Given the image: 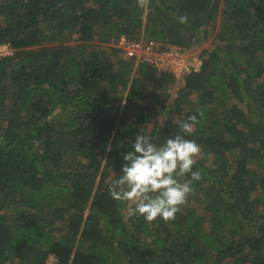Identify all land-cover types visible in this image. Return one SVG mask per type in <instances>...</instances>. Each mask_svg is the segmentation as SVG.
<instances>
[{"label": "trees", "instance_id": "obj_1", "mask_svg": "<svg viewBox=\"0 0 264 264\" xmlns=\"http://www.w3.org/2000/svg\"><path fill=\"white\" fill-rule=\"evenodd\" d=\"M216 28L181 83L115 45ZM3 44L0 264H264V0H0ZM190 115L201 179L175 219L129 216L109 194L122 154Z\"/></svg>", "mask_w": 264, "mask_h": 264}, {"label": "clouds", "instance_id": "obj_2", "mask_svg": "<svg viewBox=\"0 0 264 264\" xmlns=\"http://www.w3.org/2000/svg\"><path fill=\"white\" fill-rule=\"evenodd\" d=\"M177 19L181 24L188 23L186 15ZM197 122L195 115L188 116L179 123L184 135L171 136L161 144L140 132L131 140V150L122 154L120 174L109 187L114 199L134 205L127 208L129 216L140 215L148 222L157 217L165 221L175 219L194 190L192 181L201 179V172L193 169L201 146L186 138ZM185 176L190 178L183 182L178 179Z\"/></svg>", "mask_w": 264, "mask_h": 264}, {"label": "built area", "instance_id": "obj_3", "mask_svg": "<svg viewBox=\"0 0 264 264\" xmlns=\"http://www.w3.org/2000/svg\"><path fill=\"white\" fill-rule=\"evenodd\" d=\"M116 47L124 51L127 57H132L136 62H144L152 65L158 71H167L177 79L196 72L200 69L202 60L191 57L187 51L176 45H168L161 48L153 39L139 38L136 40L120 36ZM10 52L8 44L0 45V54ZM56 258L50 254L46 264H55Z\"/></svg>", "mask_w": 264, "mask_h": 264}, {"label": "rangeland", "instance_id": "obj_4", "mask_svg": "<svg viewBox=\"0 0 264 264\" xmlns=\"http://www.w3.org/2000/svg\"><path fill=\"white\" fill-rule=\"evenodd\" d=\"M218 32H219L218 28L213 30L211 33H209V31L207 30V37H206L205 41L197 40L194 43V45L191 46V48L184 49V50H186L187 54H189L191 57H196V58L201 60V56H200L201 54L205 55L208 51H210L214 48V44H216L218 41ZM183 77L179 78L176 82H178L180 80V83H181V79ZM177 85H178V83L175 84V87ZM162 103L165 104V102H162ZM153 126H154L153 122L149 123L148 126L146 127V131L149 132L150 130H152ZM194 158L198 159L199 154ZM254 195H255V193L253 192L250 194V197L252 198ZM121 262H117V264H129V263L124 262V261L122 263Z\"/></svg>", "mask_w": 264, "mask_h": 264}]
</instances>
